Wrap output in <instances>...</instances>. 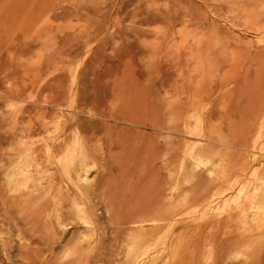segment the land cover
<instances>
[{"label":"rangeland","instance_id":"obj_1","mask_svg":"<svg viewBox=\"0 0 264 264\" xmlns=\"http://www.w3.org/2000/svg\"><path fill=\"white\" fill-rule=\"evenodd\" d=\"M96 131L59 150L94 153L79 190L52 144ZM263 189L264 0H0V264H264V206L237 208ZM150 202L173 220L132 212Z\"/></svg>","mask_w":264,"mask_h":264},{"label":"bare ground","instance_id":"obj_2","mask_svg":"<svg viewBox=\"0 0 264 264\" xmlns=\"http://www.w3.org/2000/svg\"><path fill=\"white\" fill-rule=\"evenodd\" d=\"M93 2H94V0H93ZM76 3V2H75ZM80 3V2H79ZM96 4V3H95ZM75 5V4H74ZM92 5V4H91ZM79 6V5H78ZM86 6V5H85ZM81 7V6H80ZM80 7H78V8H80ZM84 7V6H83ZM76 8V7H75ZM82 8V7H81ZM182 8V7H181ZM84 9V8H83ZM86 9H87V7H86ZM178 9H180V8H178ZM76 10V9H75ZM172 10V9H171ZM78 11V10H77ZM77 11H75V12H77ZM83 11V10H82ZM176 11V10H175ZM180 11V10H179ZM187 11V10H186ZM182 12V11H181ZM194 12V11H193ZM192 13V12H191ZM88 15V14H87ZM171 16V15H170ZM194 16V15H193ZM197 16V15H196ZM173 17V16H172ZM178 17V16H177ZM182 18H185V20H186V16H182ZM181 18V19H182ZM188 18V17H187ZM191 18V17H190ZM200 18V17H199ZM172 20V19H171ZM202 20V19H201ZM176 21V20H175ZM173 22V21H172ZM171 22V23H172ZM183 22V21H182ZM195 48V47H194ZM190 50V49H189ZM189 55L190 56H188V57H192V56H196V54H193V52H190L189 53ZM187 56H186V58H188ZM203 61V60H202ZM189 62V61H188ZM193 63H194V61H192ZM191 62V63H192ZM180 63H181V61H180ZM204 63V62H203ZM202 63V64H203ZM187 64V63H186ZM185 64V65H186ZM195 64V63H194ZM200 64V63H199ZM205 65V64H204ZM188 66V65H187ZM176 67H178L177 66V63L175 62V63H173L172 64V66H170L169 67V69H176ZM195 67H197V65H195ZM194 67V68H195ZM180 68V67H179ZM191 68H193V67H191ZM195 71H197V70H195ZM167 76V75H166ZM190 95V94H189ZM192 95V94H191ZM191 97V96H190ZM141 100V99H140ZM144 100V99H143ZM142 101V100H141ZM140 101V102H141ZM145 102H146V100L144 101V102H142L141 103V106H142V104L144 103L145 104ZM148 105V104H147ZM140 106V107H141ZM129 107V106H128ZM140 107H139V110L138 109H136V111H139L140 112V114H141V109H140ZM144 107H149V106H144ZM143 107V108H144ZM90 110V109H89ZM88 110V111H89ZM146 110V109H145ZM170 115H174V108H173V106H171L170 107ZM91 111V110H90ZM147 111H150V110H148V108H147V110H146V112ZM127 112V111H126ZM132 112V111H131ZM134 112V111H133ZM139 112H136L137 114H139ZM144 112V111H143ZM142 112V113H143ZM87 114L89 113V112H86ZM188 113V112H187ZM100 114V113H99ZM131 114V113H130ZM145 114V113H144ZM148 114V113H147ZM185 114V113H184ZM95 115L97 116V114L95 113ZM94 115V116H95ZM105 115H107V114H105ZM129 114L127 113L126 115H125V113L123 112V114L122 113H120V114H109L108 116H109V119H114V120H121V121H124V122H126L127 124H129V123H136V124H139L140 126H142V127H145V125H146V122L144 123V122H142V123H137L136 121H134L133 119H132V117H130L129 118V116H128ZM143 114H141V116H142ZM102 116V115H101ZM107 116V117H108ZM99 117V116H98ZM103 117H106V116H104L103 115ZM143 117H145L144 115L142 116V118ZM139 118H141V117H139ZM146 118V117H145ZM46 119V118H45ZM44 119V120H45ZM144 119V118H143ZM37 121H39V120H37ZM98 120H96L95 122H96V124L97 125H99L100 126V124H101V126H100V128H102V120L100 121H98ZM140 121V120H139ZM151 121V120H150ZM185 121V120H184ZM40 123L42 122V121H39ZM94 122V121H93ZM105 122V121H104ZM103 122V123H104ZM156 123H157V121H155ZM89 123L90 124H92L93 125V123L92 122H90L89 121ZM98 123H100V124H98ZM153 123V122H152ZM150 124V126H151V128L152 127H154L156 124L154 123V124ZM90 124H88V125H90ZM110 124V123H109ZM109 124H104L103 125V129L105 130L106 129V127L109 125ZM37 125H38V130H40L39 129V124L37 123ZM90 126V127H92V128H94L95 126L93 125V126ZM154 125V126H153ZM99 126H98V130L97 131H99L100 132V130H99ZM112 127H116L114 124L113 125H111ZM161 125H159V127H160ZM78 129H79V132L80 131H83V130H87V129H89V126H87V128L85 129V126H83V125H80V124H78ZM175 127V126H174ZM209 127H210V124H209ZM155 128V127H154ZM153 128V129H154ZM211 128V127H210ZM28 129V128H27ZM31 128H29L28 129V131L30 130ZM34 129V128H33ZM43 128L41 127V130H42ZM68 129H70V128H68ZM91 129V128H90ZM89 129V130H90ZM95 129V128H94ZM44 130V129H43ZM67 130V129H66ZM93 130V129H92ZM37 131V130H36ZM45 131H46V129H45ZM72 131V130H71ZM97 131L96 132H92L91 133V135H89V136H85V137H81V140H79V138H78V136H76L75 138H74V140L72 141L71 140V142H69L65 137H67V136H65L61 141H60V139H58L59 140V142H56L55 143V141H54V144H52L53 146L52 147H54V151H53V149H52V155H53V153L55 154L54 156H52V159H53V161H54V159L57 157V155L59 154L60 156H58V158H57V164H58V162H60L61 163V161H64V162H68V165L67 166H65L66 168H67V172L69 173V174H67L66 173V171H65V168H64V171H65V174L66 175H69V176H67V177H69V178H65L64 177V180L65 179H67V180H69V185H71V187L73 186V185H76V186H78V184H77V182L79 183V180H80V178L83 176V172H85L86 170L88 171V166H89V164L90 163H93V162H95L96 163V157H95V155H94V153L91 151V152H88L89 154H87V155H80L79 157H77V158H66L64 155L65 154H60L59 153V150H61L62 148L64 149V148H66V147H68V145H70L71 147H72V149H71V151L73 150V149H75L74 148V146L75 145H78V148H82V150L84 149H88V147L87 146H89V145H91L92 143V141H94V140H96V133H97ZM258 131V130H257ZM256 131V132H257ZM73 132V131H72ZM87 132H88V130H87ZM32 133V132H31ZM39 133V132H38ZM75 133V132H74ZM254 133V132H253ZM257 133H259V132H257ZM72 134V133H71ZM255 134V133H254ZM43 135V134H42ZM66 135V134H65ZM75 135H76V133H75ZM261 135V134H260ZM45 136V135H44ZM255 136V135H254ZM62 137V136H61ZM69 137V136H68ZM253 137V136H252ZM259 137V136H258ZM104 138V137H103ZM251 138V137H250ZM255 138H257V137H255ZM70 139V138H69ZM253 139V138H252ZM98 140H100V137L98 138ZM111 140H113V139H111ZM57 141V140H56ZM97 141V140H96ZM213 141V140H212ZM255 141V140H254ZM257 141V140H256ZM255 141V142H256ZM40 143H42V142H40ZM46 143V141H44V144ZM211 143H213V142H211ZM262 143V142H261ZM43 144V143H42ZM41 144V145H42ZM105 144V143H104ZM243 144H244V141H243ZM238 145V144H237ZM250 145V144H249ZM248 145V146H249ZM102 146V145H101ZM112 146V145H111ZM202 146V145H201ZM213 146H215V145H213ZM247 146V147H248ZM253 145H251V147L250 148H252L253 149V147H252ZM92 147V146H91ZM95 147V146H94ZM36 148V147H35ZM126 148V147H125ZM210 148V147H209ZM211 148H214V147H212L211 146ZM255 148V147H254ZM257 148V147H256ZM37 149V148H36ZM100 149V148H99ZM106 149H107V147H106ZM112 149V148H111ZM27 150V149H26ZM30 150V149H29ZM38 150V149H37ZM77 150V149H76ZM97 150V149H96ZM213 150V149H212ZM33 152V149H31L30 150V152ZM36 151V150H35ZM66 151H67V149H66ZM81 151V150H80ZM209 151V150H208ZM23 152V151H22ZM29 152V151H28ZM61 152V151H60ZM74 152V151H73ZM77 152H78V150H77ZM35 153V152H34ZM65 153V152H64ZM37 154V153H36ZM67 154H68V152H67ZM69 154H71L70 152H69ZM209 154V153H208ZM46 155V154H45ZM71 155H73V153L71 154ZM25 156V155H24ZM211 156V155H210ZM35 157V156H34ZM50 157V156H49ZM71 157V156H70ZM76 157V156H75ZM20 158H21V156H20ZM19 158V161H18V165H16V168H17V174L19 173V175L20 174H24V175H27V176H29V175H31L32 174V169L30 168L31 166H33V164L31 163V162H29V160L28 161H26V162H22L21 161V159ZM26 159V158H25ZM36 159V158H35ZM49 159V158H48ZM210 159H211V157H210ZM210 159H208V161L210 160ZM213 159V158H212ZM32 160V159H31ZM44 160V159H43ZM42 160V161H43ZM41 161V162H42ZM52 161V160H51ZM52 161V162H53ZM203 160H201V162H202ZM207 161V162H208ZM213 161V160H212ZM16 162V161H15ZM35 162V161H34ZM33 162V163H34ZM37 162V161H36ZM40 162V161H39ZM39 162H37V163H39ZM48 161H46V163H47ZM63 162V163H64ZM203 162H205V161H203ZM13 163V162H12ZM55 163V162H54ZM199 163V162H198ZM206 163V162H205ZM211 163V162H210ZM209 163V164H210ZM213 163H214V161H213ZM213 163H211V164H213ZM215 163H216V161H215ZM50 165H51V163H49ZM65 165H66V163H64ZM201 165L203 164V163H200ZM217 164V163H216ZM39 165H42V164H39ZM44 165H45V163H44ZM48 165V164H47ZM55 165V164H54ZM61 165H63V164H61ZM60 165V166H61ZM199 165V164H198ZM206 165V164H205ZM14 167H15V165H13ZM36 166V165H35ZM43 166V165H42ZM57 166H59V164L58 165H56V167ZM45 167H48V166H45ZM45 167H43L44 169H45ZM52 167H55V166H52ZM16 168H15V171H16ZM59 168H61L62 169V167H59ZM43 169V170H44ZM48 170H49V168H47ZM47 169H45V170H47ZM51 169V168H50ZM208 169H210V168H208ZM40 170V169H39ZM42 170V172H44ZM63 170V169H62ZM255 170H256V167H255ZM61 171V170H60ZM208 171V170H207ZM63 172V171H62ZM34 173H39L38 171L36 172V170H35V172ZM45 173H46V171H45ZM64 173V172H63ZM41 174V173H40ZM53 174V173H52ZM21 175V176H22ZM42 175V174H41ZM85 175V174H84ZM227 175V174H226ZM33 176H34V174H33ZM46 176V175H45ZM63 176H64V174H63ZM20 177V176H19ZM224 177V176H223ZM24 178V177H23ZM48 180H54V178L53 177H46ZM83 178V177H82ZM81 178V179H82ZM226 178V177H225ZM257 178V177H256ZM41 179V178H40ZM43 179V178H42ZM61 179H63V178H61L60 177V179L59 180H61ZM227 179V178H226ZM46 180V179H45ZM55 180H56V178H55ZM54 180V181H55ZM63 180V181H64ZM26 181V180H25ZM41 181L42 180H40V183H41ZM62 181V180H61ZM60 181V182H61ZM66 181V180H65ZM64 181V182H65ZM82 181V180H81ZM80 181V182H81ZM223 181V180H222ZM225 181V180H224ZM227 181V180H226ZM20 182H22V181H19V183ZM44 182H46V181H44ZM56 182V181H55ZM54 182V183H55ZM58 182V181H57ZM39 183V182H38ZM43 183V182H42ZM48 183H49V181H48ZM54 183H53V186H54ZM62 183V182H61ZM66 183V182H65ZM227 183V182H226ZM57 184V183H56ZM63 184V183H62ZM62 184H61V186H62ZM67 184V183H66ZM80 184V183H79ZM60 185V184H59ZM65 185V184H64ZM96 185H99V183H97ZM47 186H48V184H47ZM46 186V187H47ZM52 186V187H53ZM56 186V185H55ZM68 185H66V187H67ZM220 186V185H219ZM216 187V186H215ZM42 188V187H41ZM48 188V187H47ZM54 188V187H53ZM78 189H79V186L77 187ZM93 188H94V186H91L90 188H87V190L88 189H90V190H93ZM98 188V187H97ZM69 189V188H68ZM75 189V188H74ZM77 189V190H78ZM169 189V188H168ZM174 189V188H173ZM46 190V189H45ZM71 190V189H70ZM80 190V189H79ZM175 190V189H174ZM36 191V190H35ZM74 191H76V190H74ZM94 191V190H93ZM214 191V190H213ZM79 192V191H78ZM81 192V191H80ZM83 192V191H82ZM39 193V192H38ZM46 193V192H45ZM63 193V192H62ZM74 193H77V191L76 192H71V194H74ZM175 193V192H174ZM212 193V192H211ZM252 193V192H251ZM30 194V193H29ZM58 194V193H57ZM79 194V193H78ZM83 194V193H82ZM90 194H91V192H90ZM95 194V193H94ZM171 194V193H170ZM173 194V193H172ZM53 195V194H52ZM68 195V194H67ZM176 195V194H175ZM42 196V195H41ZM55 196V195H54ZM89 196V195H88ZM93 196V195H92ZM97 196V195H96ZM171 196V195H170ZM40 197V196H39ZM47 197V196H46ZM60 197V196H59ZM58 197V198H59ZM94 197V196H93ZM57 198V199H58ZM68 198V197H67ZM70 198V197H69ZM208 198H210V197H208ZM24 199V198H23ZM54 199H55V197H54ZM87 199V198H86ZM89 200H91L90 199V197L88 198ZM87 199V200H88ZM248 199H249V197H248ZM68 200V199H67ZM88 200V201H89ZM34 201V200H33ZM56 201V200H55ZM62 201V200H61ZM69 201V200H68ZM68 201L66 202V203H68ZM84 201V200H83ZM91 201H93V199L91 200ZM113 201H114V203H116L115 202V199H113ZM177 201V200H176ZM23 202V201H22ZM21 202V203H22ZM65 202V201H64ZM82 202V201H81ZM171 202V201H170ZM214 202V201H213ZM57 202H55V204H56ZM66 203H65V205H66ZM72 203H73V201H72ZM71 203V204H72ZM86 203V202H85ZM151 203V202H150ZM148 204L147 205V207L146 208H142V207H138V208H134V210H132V212L133 213H135V214H137V216H143L144 218H145V220H150V223H151V221H153V220H165V219H170V221L171 220H173V218H174V216H175V212L173 211V210H171V211H162V212H153V206H154V203L152 202L151 204ZM204 203V202H203ZM32 204V203H31ZM30 204V205H31ZM36 204V203H35ZM34 204V205H35ZM54 204V203H53ZM54 204V205H55ZM61 204V203H60ZM71 204H69V205H71ZM84 203H82V205H83ZM102 204V203H101ZM63 205V204H62ZM104 205V204H103ZM106 205V204H105ZM205 205V204H204ZM91 204H90V202H87L86 204H84V206H82V207H78V206H75V203H74V205H71V207H69L68 209H63L65 206H63V210L61 209V208H55V212H53V213H55L54 215L57 217V219H59V217L60 218H62V220L63 219H80V221L83 219H81V217H80V215H81V213H84V212H86L85 210L86 209H91ZM262 206H264V189L260 192V193H258V194H255V195H252V196H250V199H249V201L248 202H245L241 207L239 206V207H237V208H239V210L241 209V208H244V209H246V208H252V209H256V208H260L261 209V207ZM49 207H50V205H49ZM62 207V206H61ZM105 207V206H104ZM107 207V206H106ZM24 208V207H23ZM23 208H22V210H23ZM32 208V207H31ZM53 208V207H52ZM66 208V207H65ZM132 208V207H131ZM208 208V207H207ZM44 209H46V208H44ZM45 211V210H44ZM52 211H53V209H52ZM52 211H51V214L50 215H52ZM104 211V210H103ZM88 212H89V210H88ZM242 212V211H241ZM244 212H246L245 210H244ZM32 213V212H31ZM260 213V212H259ZM105 214V213H104ZM150 214H153L151 217H150ZM84 215V214H83ZM88 215H91L90 213L88 214ZM87 215V216H88ZM94 215V214H93ZM107 215H108V213H107ZM253 215H255L254 217H255V219H256V223H255V226H252L251 228H250V232H249V234L252 236V232L253 231H255V230H258V232H259V230H264V221H258L257 219H258V216H256L257 214L255 213V214H253ZM33 216L34 217H36V215H32V218H33ZM54 216V217H55ZM86 215H84L83 217H85ZM98 216V215H97ZM50 217V216H49ZM55 217V218H56ZM95 217V216H94ZM232 217V216H231ZM45 218H47V217H45ZM88 218V217H87ZM86 218V219H87ZM90 218V217H89ZM88 218V219H89ZM98 218V217H97ZM233 218V217H232ZM34 219V218H33ZM86 219H84V220H86ZM90 219H92V218H90ZM94 219V218H93ZM35 220V219H34ZM38 220H39V218H38ZM51 220H55V219H53L52 217H51ZM224 220V219H223ZM225 220H226V218H225ZM47 221V220H46ZM50 221V220H49ZM68 221V220H67ZM72 221V220H71ZM74 221V220H73ZM91 221V220H90ZM93 221V220H92ZM95 221V220H94ZM93 221V222H94ZM216 221V220H215ZM220 221H222V220H220ZM36 222V221H35ZM60 222L61 221H59V224H60ZM70 222V221H69ZM84 222V221H83ZM89 222V221H88ZM92 222V223H93ZM163 222V221H162ZM165 223H166V221H164ZM168 222V221H167ZM213 222V221H212ZM51 223H52V221H51ZM54 223H58V222H55L54 221ZM75 223V222H74ZM77 223V222H76ZM76 223H75V225H76ZM85 223V222H84ZM84 223H82V224H84ZM91 223V224H92ZM148 223V222H147ZM153 223V222H152ZM155 223V222H154ZM158 223V222H157ZM215 223V222H214ZM225 223V222H224ZM254 223V222H253ZM85 224H88V223H85ZM84 224V225H85ZM133 223H131V225H132ZM135 224V223H134ZM156 224V223H155ZM210 224V223H209ZM216 224V223H215ZM219 224H220V222H219ZM73 225V224H72ZM83 225V226H84ZM127 225V224H126ZM130 225V224H129ZM142 225V224H141ZM140 225V226H141ZM146 225V224H145ZM148 225V224H147ZM168 225V224H167ZM211 225V224H210ZM223 225V224H222ZM51 226H53V224L51 225ZM62 226V225H61ZM66 226V225H65ZM77 226V225H76ZM75 226V227H76ZM78 226H79V224H78ZM81 226V225H80ZM79 226V227H80ZM90 226H92V225H90ZM94 226V225H93ZM165 226V225H164ZM173 226V225H172ZM171 226V227H172ZM56 227H58V226H56ZM68 227V226H67ZM74 227V228H75ZM82 227V226H81ZM80 227V228H81ZM87 227V226H86ZM170 227V226H169ZM169 227H168V229H169ZM170 227V228H171ZM207 227V226H206ZM221 227V226H220ZM219 227V228H220ZM55 228V227H54ZM64 228V227H63ZM83 228V227H82ZM91 228H93V227H91ZM99 228V227H98ZM160 228V226L159 227H155L153 230H156V229H159ZM201 228V227H200ZM87 229L89 230L90 229V227L88 228L87 227ZM244 229V228H243ZM74 230V229H73ZM85 230V229H84ZM93 230V229H92ZM97 230V229H96ZM202 230V229H201ZM246 230V229H245ZM40 231V230H39ZM55 231V230H54ZM57 231V230H56ZM62 231V230H61ZM64 231V230H63ZM195 231V230H194ZM196 231H197V229H196ZM92 233H93V231H91ZM90 232V233H91ZM142 232V231H141ZM140 232V233H141ZM172 232V231H171ZM59 233V232H58ZM263 233V232H262ZM55 234V233H54ZM53 234V235H54ZM217 234V233H216ZM242 234V233H241ZM37 235V234H36ZM155 235V234H154ZM55 236V235H54ZM61 236V235H60ZM217 236V235H216ZM153 237V236H152ZM172 237V236H171ZM245 237H247V236H245ZM202 238V237H201ZM213 238H214V236L212 237V240H213ZM232 238V237H231ZM249 238V237H248ZM248 238H246V239H248ZM44 239V238H43ZM67 239V238H66ZM171 239V238H170ZM229 239H230V235H229V238H228V241H229ZM233 239V238H232ZM239 240L240 239H243V240H245L244 239V237H242V236H240L239 238H238ZM225 240V239H224ZM234 240V239H233ZM66 241V240H65ZM64 241V242H65ZM172 242H173V240H171ZM210 241H211V239H210ZM227 241V240H226ZM227 241V242H228ZM155 242V241H154ZM157 242V241H156ZM234 242V241H233ZM203 243V242H202ZM231 244V240H230V242H228V244ZM158 244V243H157ZM170 244V243H169ZM227 244V245H228ZM172 245H173V243H172ZM201 245V244H200ZM225 245H226V243H225ZM159 246V245H158ZM33 247V246H32ZM51 247V246H50ZM171 247V246H170ZM225 247V246H224ZM222 248H223V246H222Z\"/></svg>","mask_w":264,"mask_h":264}]
</instances>
